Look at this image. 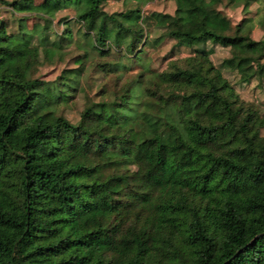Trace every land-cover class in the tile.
Segmentation results:
<instances>
[{
    "label": "trees",
    "instance_id": "1",
    "mask_svg": "<svg viewBox=\"0 0 264 264\" xmlns=\"http://www.w3.org/2000/svg\"><path fill=\"white\" fill-rule=\"evenodd\" d=\"M111 1L128 2L0 0L37 19H0V264H264L262 109L206 48L264 87V38L222 9L264 0H174L172 14ZM147 26L194 57L133 72ZM93 53L112 98L72 123L62 89L80 90ZM43 66L61 69L46 80Z\"/></svg>",
    "mask_w": 264,
    "mask_h": 264
},
{
    "label": "rangeland",
    "instance_id": "2",
    "mask_svg": "<svg viewBox=\"0 0 264 264\" xmlns=\"http://www.w3.org/2000/svg\"><path fill=\"white\" fill-rule=\"evenodd\" d=\"M11 1V0H5ZM41 0H36L40 2ZM139 6L143 13L150 12H163L172 14L175 9L174 0H128L126 5L122 1H111L105 6V10L108 13L118 12L127 7ZM259 8V13L256 11ZM224 13L234 22L244 20L245 17L249 18L250 28H245L242 34L248 35L253 40H259L264 38V30L261 26L262 15L264 14V7L261 3H254L250 7V13H245L242 11L241 7L224 6ZM258 12V11H257ZM33 12L23 11L15 12L13 14L12 7L5 3L0 2V19L8 22L9 28L14 27L15 17L27 16V25L31 27L34 21ZM71 12L63 11L57 15V18H61L65 15H71ZM59 32L62 30L63 25H59L58 28L55 27ZM169 29L155 28L152 26H147L146 28V43L142 47L141 60H129L128 63L131 66V70L134 72L142 67H151L155 69H162L167 64L170 59H185L193 58L194 55L189 52L188 48L176 47L175 41L167 37V32ZM198 46V44H197ZM206 48L211 50L210 58L214 65L223 67L224 75L229 81L232 90L239 94L242 99L249 103H255L262 109L263 121L262 126L255 136V143L257 146L261 144L264 139V87H261L256 78H248L247 75L241 71L240 67H236L234 62L228 63L225 60L230 57L227 48H224L217 44H212L208 42ZM97 54L93 53L88 57V63L81 69L80 77V90L78 92L73 91L72 88L67 87L64 90L67 94H72L74 99L67 105L64 110V115L72 123L78 121V115L84 108H86L92 102L108 101L110 102L112 96L101 97L97 95L99 89L98 75L92 73V67L96 63ZM59 67L43 66L40 69V74L44 76L46 80H53L54 76L60 71ZM60 90V88H57Z\"/></svg>",
    "mask_w": 264,
    "mask_h": 264
}]
</instances>
